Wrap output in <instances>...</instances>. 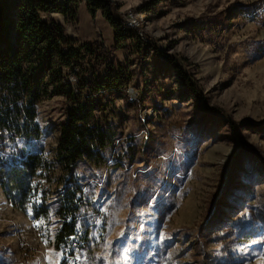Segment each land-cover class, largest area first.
I'll use <instances>...</instances> for the list:
<instances>
[{
	"label": "rangeland",
	"instance_id": "1",
	"mask_svg": "<svg viewBox=\"0 0 264 264\" xmlns=\"http://www.w3.org/2000/svg\"><path fill=\"white\" fill-rule=\"evenodd\" d=\"M111 1L144 42L182 68L181 59L189 60L194 91L165 70L153 48L143 65L127 49L114 52L115 66L123 65L132 80L110 97L117 141L106 151L107 167L77 168L85 192L83 247L74 257L56 251L54 212L35 220L31 210L15 209L0 185V264H201L203 252H218L226 263L264 264V136L257 132L264 126V17L258 18L264 0H165L153 11H141L152 0ZM53 18L78 46L116 44L102 12L93 17L86 3L76 21ZM69 107L55 95L39 105L50 162ZM211 116L240 130L209 136L212 121L202 126ZM242 149L249 171H241ZM54 181L40 177L35 186L42 193Z\"/></svg>",
	"mask_w": 264,
	"mask_h": 264
},
{
	"label": "trees",
	"instance_id": "2",
	"mask_svg": "<svg viewBox=\"0 0 264 264\" xmlns=\"http://www.w3.org/2000/svg\"><path fill=\"white\" fill-rule=\"evenodd\" d=\"M164 1L152 0L141 11H153ZM171 1L179 4L183 0ZM83 3L93 17L102 12L114 29L116 44L111 49L103 43L78 46V41L69 38L53 18L61 15L76 21ZM150 48L152 45L144 42L137 29L127 27L119 18L111 0H0V185L10 204L23 213L31 210L35 220H47L54 212L58 225L56 251L74 257L84 245L79 235V216L85 204L84 185L77 175L79 164L107 167L106 151L116 145L117 129L109 122L110 97L125 90L132 77L123 65L115 66L113 53L127 49L130 59L143 65ZM153 49L159 58L165 59V70L173 69L182 79V86L194 91L189 60L181 59L182 68L177 59ZM49 95L61 96L70 105L53 162L46 156L39 120V105ZM193 96L199 97L197 91ZM211 117L202 126L204 130L212 121L206 130L209 136L220 129L236 136L240 130L233 124L225 126L221 118ZM203 130L194 134L196 141ZM257 132L264 136V126ZM196 141L195 146L199 143ZM242 152L243 160L247 159L245 170L241 171H249L250 156L243 149ZM45 173L50 176H44ZM40 177L50 183L54 179L53 188L40 193L35 186ZM203 234L207 236L206 232ZM238 237L243 240L242 234ZM202 243L207 246L206 238ZM207 253L203 252L201 264L241 262H222L216 258L220 256L218 252L216 257Z\"/></svg>",
	"mask_w": 264,
	"mask_h": 264
},
{
	"label": "built area",
	"instance_id": "3",
	"mask_svg": "<svg viewBox=\"0 0 264 264\" xmlns=\"http://www.w3.org/2000/svg\"><path fill=\"white\" fill-rule=\"evenodd\" d=\"M124 24L127 26V27H132V28H135L136 26L132 23V22H125L124 20Z\"/></svg>",
	"mask_w": 264,
	"mask_h": 264
},
{
	"label": "snow or ice",
	"instance_id": "4",
	"mask_svg": "<svg viewBox=\"0 0 264 264\" xmlns=\"http://www.w3.org/2000/svg\"><path fill=\"white\" fill-rule=\"evenodd\" d=\"M45 242H47V241H45Z\"/></svg>",
	"mask_w": 264,
	"mask_h": 264
}]
</instances>
